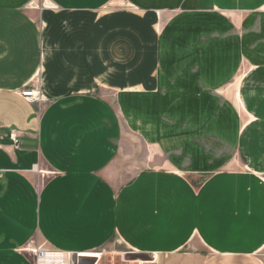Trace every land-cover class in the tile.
<instances>
[{
	"label": "crops",
	"instance_id": "1",
	"mask_svg": "<svg viewBox=\"0 0 264 264\" xmlns=\"http://www.w3.org/2000/svg\"><path fill=\"white\" fill-rule=\"evenodd\" d=\"M115 242L264 264V0H0V264Z\"/></svg>",
	"mask_w": 264,
	"mask_h": 264
},
{
	"label": "rangeland",
	"instance_id": "2",
	"mask_svg": "<svg viewBox=\"0 0 264 264\" xmlns=\"http://www.w3.org/2000/svg\"><path fill=\"white\" fill-rule=\"evenodd\" d=\"M236 156H242L240 151H236ZM199 249L204 250L203 247ZM94 254V253H93ZM100 257L83 255V257L73 256L72 264H152L153 257L150 254L139 253L131 247L121 242H115L112 245L96 252ZM85 256V257H84ZM70 260V258H69Z\"/></svg>",
	"mask_w": 264,
	"mask_h": 264
},
{
	"label": "built area",
	"instance_id": "3",
	"mask_svg": "<svg viewBox=\"0 0 264 264\" xmlns=\"http://www.w3.org/2000/svg\"><path fill=\"white\" fill-rule=\"evenodd\" d=\"M37 91L30 90L26 91L22 94V96L28 100L30 103H34L38 100H40V97L38 96ZM13 141L16 145L19 144V137L17 134L12 133L11 135ZM33 257H34V264H72L71 263V255H65L60 252H56L54 250L47 249L45 247H36L34 249L29 250ZM78 258L81 257V255L77 256ZM83 257V256H82ZM70 258V260H69Z\"/></svg>",
	"mask_w": 264,
	"mask_h": 264
},
{
	"label": "bare ground",
	"instance_id": "4",
	"mask_svg": "<svg viewBox=\"0 0 264 264\" xmlns=\"http://www.w3.org/2000/svg\"><path fill=\"white\" fill-rule=\"evenodd\" d=\"M85 255L94 256V257H100L99 254H95V253H94V254H91V253H90V254H85ZM84 257H85V256H84Z\"/></svg>",
	"mask_w": 264,
	"mask_h": 264
}]
</instances>
